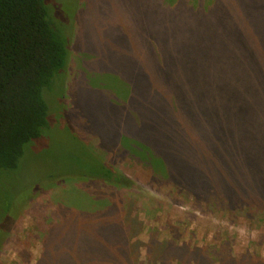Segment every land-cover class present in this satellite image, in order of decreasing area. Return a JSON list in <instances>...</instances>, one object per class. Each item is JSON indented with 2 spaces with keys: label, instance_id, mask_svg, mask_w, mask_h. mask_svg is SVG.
Masks as SVG:
<instances>
[{
  "label": "trees",
  "instance_id": "obj_1",
  "mask_svg": "<svg viewBox=\"0 0 264 264\" xmlns=\"http://www.w3.org/2000/svg\"><path fill=\"white\" fill-rule=\"evenodd\" d=\"M104 4L0 0V247L11 217L43 188L63 194L81 182L98 198L85 211L61 204L67 235L53 245L57 229L47 231L37 264H58L63 246L89 249L78 264H144L138 219L120 207V189L134 182L85 143L71 116L72 54L81 67L74 111L98 115L80 126L105 150L197 202L264 213V0ZM146 247V264H264L176 238L152 236Z\"/></svg>",
  "mask_w": 264,
  "mask_h": 264
},
{
  "label": "rangeland",
  "instance_id": "obj_2",
  "mask_svg": "<svg viewBox=\"0 0 264 264\" xmlns=\"http://www.w3.org/2000/svg\"><path fill=\"white\" fill-rule=\"evenodd\" d=\"M103 1H105L103 6L106 10L112 5L116 6V10L118 9V0ZM97 2L98 5H102V0H97ZM74 58L72 54L68 82L71 95V97L68 96L71 116L76 123L79 136L85 140V143L93 147L99 156L134 182L132 189H120L119 197H122L120 207L123 208L124 214L130 210L131 215L138 219L140 232L136 238L139 237L142 242L139 261L146 264L148 260L146 245L152 236L159 242L176 238L178 244L219 250L223 254L229 252L236 258L249 253L253 257L259 256L264 259V213L250 212L248 208L228 211L212 207L207 203L197 202L194 197L186 195L170 181L166 182L162 179L165 182L157 184L153 181V172L150 167L145 166L143 162L134 160L128 155L119 154V152L116 154L108 152L101 145L99 138L84 132L80 122L86 118L96 121L98 115L84 116L74 111L72 97L81 68ZM83 103L86 108H90L92 104L87 99H84ZM150 133L152 134L150 137H153L157 131L153 128ZM42 170L37 167L33 171V175L39 177L40 183L44 182L40 176ZM49 170H53L54 174L62 171L53 166ZM86 186L85 183L80 182L76 184L75 192L63 194L60 188L49 190L43 188L44 190H40L38 194H34L24 203L11 217L8 235L0 247V264H37L43 255L42 240L47 231L51 228L57 229L56 235L51 239L53 245L58 244L67 235L65 228L60 229L61 225H59L64 222L62 218L64 213L60 211L61 204L64 203V206L66 205L70 210L74 209L72 208L74 204H79L85 211L91 209L93 200L98 201V198L87 195ZM71 187L73 186L69 185L68 189ZM90 189L94 190L92 187ZM90 189L89 192H91ZM126 191L129 193L122 194ZM82 192L85 194L82 195ZM99 193L103 196V192L99 191ZM122 208H120L121 212ZM83 227L84 224L81 228ZM225 243L228 246L222 247ZM54 255L55 262L58 264H78L83 260L92 259L89 249L78 247L63 246L60 250H54ZM175 264L179 263L175 262Z\"/></svg>",
  "mask_w": 264,
  "mask_h": 264
}]
</instances>
